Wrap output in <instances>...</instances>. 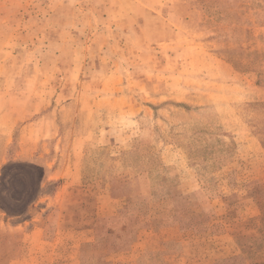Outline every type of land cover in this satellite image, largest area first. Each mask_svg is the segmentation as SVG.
<instances>
[{
    "label": "rangeland",
    "instance_id": "obj_1",
    "mask_svg": "<svg viewBox=\"0 0 264 264\" xmlns=\"http://www.w3.org/2000/svg\"><path fill=\"white\" fill-rule=\"evenodd\" d=\"M256 78L264 82V0H0V126L31 123L34 150L2 167L0 202L25 214L46 161L63 162L67 143L79 136L85 177L74 190L81 197L104 193L110 173L134 187L136 201L149 197L144 185L157 194L166 172L158 154L168 142L182 150L207 190L195 202L169 196L184 206L203 205L212 216L210 198L226 184L222 166L237 165L239 155L240 168L249 169L247 151L251 169L258 165L261 172L247 177L239 170L243 193L231 196L224 221L236 224L229 227L248 259L264 263V218L257 222L241 203L264 209V110L235 100L241 112L230 115L237 94L229 83ZM216 109L225 113L224 123L248 127L261 146L253 138L239 150L230 133L222 137ZM17 143L14 138L8 157ZM244 187L252 192L244 194ZM130 199L116 197L124 204ZM95 235L81 264L111 259L94 256L102 234ZM57 257L36 261L61 264Z\"/></svg>",
    "mask_w": 264,
    "mask_h": 264
},
{
    "label": "crops",
    "instance_id": "obj_2",
    "mask_svg": "<svg viewBox=\"0 0 264 264\" xmlns=\"http://www.w3.org/2000/svg\"><path fill=\"white\" fill-rule=\"evenodd\" d=\"M234 83H229L232 90L230 93L237 94L236 99L231 101L233 109L230 115L237 116L241 112L233 104L235 100L238 104L255 106L256 111L264 110V82L256 78L252 82L244 80ZM216 112L221 119V136L230 133L237 149L245 148L253 138L261 146L260 140L248 127L238 123L226 124L225 113L220 109H216ZM12 126L11 123L5 127L0 126V181L2 167L8 161H25L34 155L31 148V123L19 124L15 130ZM14 138L18 147L10 158L6 154ZM121 142L117 141L118 144ZM78 143L79 136L67 143L70 151L63 162H57L56 159L46 161L47 173L38 195L28 204L25 214L12 213L0 202V264H41L36 260H52L54 255L58 256L61 264H81L82 251L96 241V231L101 232L102 236L99 248L94 249V256L111 258L105 264H264L248 259L247 252L242 249L233 229L229 227L234 223L224 221L229 208H232L229 205L231 196L243 193L238 181L240 171L247 172V177L249 172H261L258 165L251 169L252 154L246 151L244 156L250 165L249 169L240 168L243 161L239 155L233 159L241 163L222 166L226 172V184L210 198L213 205L212 216H209L203 205L195 208L188 203V206H184L181 204L185 203L174 201L175 196H169L172 192L195 202V197L200 200L207 191L200 186L201 175L188 165L184 153L175 144H161L158 154L161 166L166 168L163 174L165 179L161 180L162 184L165 182V187L155 194L149 185H144L143 194L149 197L136 201L132 195L136 194V190L128 181L124 183L117 179L119 173L108 174L104 193H98L92 200L81 197L80 191L75 192L74 189L80 188L85 177L83 156L78 154ZM223 144L227 146V143ZM258 177L260 175H253L252 178ZM241 180L249 182L247 179ZM50 183L54 186L49 189L47 186ZM244 189V194L250 190L248 187ZM257 189L256 195L261 196L260 189ZM122 194L131 196L126 204L116 200ZM241 203L257 222L264 218V209L260 205L251 204L247 200ZM76 224L77 228L71 231V226ZM68 232L72 234H65Z\"/></svg>",
    "mask_w": 264,
    "mask_h": 264
},
{
    "label": "trees",
    "instance_id": "obj_3",
    "mask_svg": "<svg viewBox=\"0 0 264 264\" xmlns=\"http://www.w3.org/2000/svg\"><path fill=\"white\" fill-rule=\"evenodd\" d=\"M37 195H38V193L35 196H37Z\"/></svg>",
    "mask_w": 264,
    "mask_h": 264
}]
</instances>
